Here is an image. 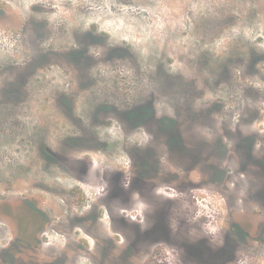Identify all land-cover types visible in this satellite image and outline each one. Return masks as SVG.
<instances>
[{
  "label": "rangeland",
  "instance_id": "rangeland-1",
  "mask_svg": "<svg viewBox=\"0 0 264 264\" xmlns=\"http://www.w3.org/2000/svg\"><path fill=\"white\" fill-rule=\"evenodd\" d=\"M0 264H264V0H0Z\"/></svg>",
  "mask_w": 264,
  "mask_h": 264
},
{
  "label": "flooded vegetation",
  "instance_id": "flooded-vegetation-1",
  "mask_svg": "<svg viewBox=\"0 0 264 264\" xmlns=\"http://www.w3.org/2000/svg\"><path fill=\"white\" fill-rule=\"evenodd\" d=\"M153 224H154V222L153 223H151V224H148V225H146V224H142V226H140V230H139V232H141L142 233V235L144 234V232L146 231V230H149V229H151L152 228V226H153ZM41 229L42 228H38L37 229V231H41ZM144 238V237H143ZM34 240V242L36 241V243L35 244H32V241ZM39 243H41L38 239H35V237H33V239H31V241H28L27 242V244H26V246H24V247H28L29 249H33V248H35L37 245L39 246L40 244ZM128 247V246H127ZM27 248V249H28Z\"/></svg>",
  "mask_w": 264,
  "mask_h": 264
}]
</instances>
